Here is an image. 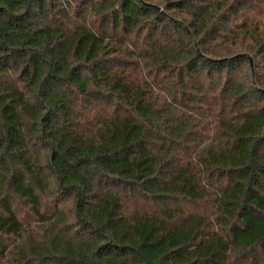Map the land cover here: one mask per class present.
Here are the masks:
<instances>
[{
    "label": "trees",
    "instance_id": "1",
    "mask_svg": "<svg viewBox=\"0 0 264 264\" xmlns=\"http://www.w3.org/2000/svg\"><path fill=\"white\" fill-rule=\"evenodd\" d=\"M0 264H264V0H0Z\"/></svg>",
    "mask_w": 264,
    "mask_h": 264
},
{
    "label": "water",
    "instance_id": "2",
    "mask_svg": "<svg viewBox=\"0 0 264 264\" xmlns=\"http://www.w3.org/2000/svg\"><path fill=\"white\" fill-rule=\"evenodd\" d=\"M250 63L252 64V61L250 60Z\"/></svg>",
    "mask_w": 264,
    "mask_h": 264
}]
</instances>
